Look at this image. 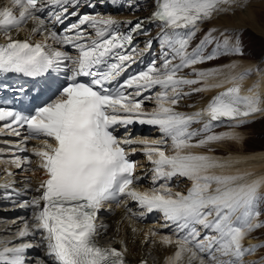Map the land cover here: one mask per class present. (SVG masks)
<instances>
[{
	"label": "snow or ice",
	"instance_id": "snow-or-ice-1",
	"mask_svg": "<svg viewBox=\"0 0 264 264\" xmlns=\"http://www.w3.org/2000/svg\"><path fill=\"white\" fill-rule=\"evenodd\" d=\"M82 6L96 5L92 0L83 4L82 0H0V76L53 74L57 81L63 78V83H54V98L38 100L39 86L0 80V92L11 88L15 102L31 106L24 114L0 104V132L23 134V140L9 145L15 157L12 163L17 168L31 163L30 157L22 159L12 149L29 151L28 142L38 140L30 153L39 158L34 171L44 174L35 189L25 185V191L36 194L21 207H31L34 213L31 227L25 222L18 232L21 240L39 233L40 242L0 249V264H29L25 253L34 247L45 248L47 264H128L126 247L97 242L101 230H107L106 224L97 223L98 214L112 201L133 218L153 212L163 216L164 227L174 232L161 236L159 243L176 249L166 264H261L264 257L246 260L245 256L264 248V233L257 244L246 246L243 241L264 228L257 208L264 199L259 194L264 177L249 179L251 173L227 172L239 161L209 154L214 151L212 145L240 139L235 133H215L213 128L252 122L249 117L264 112L261 96L241 95L240 86L233 83L198 111L177 110L185 97L220 88L221 82L208 81L220 77L225 68L235 67L234 63L198 65L221 56L243 55L240 37H233L227 28L208 27L192 45L202 26L245 8L246 3L151 0L148 16L135 22L101 13L81 14L77 10ZM102 6L139 10L141 0H104ZM72 17L77 19L68 23ZM146 24H155L158 31L141 48L134 41L138 34H147ZM121 25L126 27L121 29ZM21 31L27 32L23 39ZM154 42L159 44L158 56L141 70L129 72ZM249 71L226 79H242ZM146 101L154 106L146 108ZM135 123L157 128L159 138L133 140L127 132L122 138L117 135V128ZM134 144L142 146L152 166L153 187L144 191L135 186L139 179L134 174L136 164L126 151ZM176 177L191 182L186 192L172 191L169 182ZM0 187L5 189L4 198L13 202L20 194L11 183ZM122 199L134 202L139 211L120 204ZM157 235V230L150 229L145 242ZM38 264L46 260L40 258Z\"/></svg>",
	"mask_w": 264,
	"mask_h": 264
},
{
	"label": "bare ground",
	"instance_id": "bare-ground-1",
	"mask_svg": "<svg viewBox=\"0 0 264 264\" xmlns=\"http://www.w3.org/2000/svg\"><path fill=\"white\" fill-rule=\"evenodd\" d=\"M142 1V0H141ZM150 4L147 6L148 8L151 7V0ZM243 3H246V7L236 8L234 13L223 14L218 18H214L212 21L208 22L211 27L219 28L224 30L226 26H244L246 23H252L257 21L258 15H260L261 11H264V0H242ZM116 7L106 6V9L103 7L101 8V14H104L106 11H110L112 14H116L117 11ZM111 15V14H105ZM262 15V14H261ZM116 19L122 18L120 16L112 15ZM124 17H129L128 15H124ZM255 25V24H254ZM258 32L264 34V30L260 27H253ZM156 33L150 34L144 41L146 43L148 40L152 39L156 36ZM152 47V46H151ZM151 58V53H146L142 59L138 60L140 62L139 65L135 70H133V65L131 70L137 71L141 69L142 65ZM235 64V67L232 68H225L223 74L218 77L217 79L210 80L208 83H216L221 82L222 86L220 88H212L208 91L203 93H197L192 96L194 107L199 108L202 104L208 100V98L214 93V91L218 89H222L227 87L228 85H232L233 83L238 84L240 86V94L241 95H253L258 93L262 98L261 107H264V63L261 64L260 72H257L259 76H255L253 81H248V76H244L242 79L231 80L226 79V77L231 76H238L239 74L245 72L246 70H251L254 68V63L250 60L246 59H231L225 63H219L212 65L210 67H220V65H228V64ZM207 67V68H210ZM251 68V69H250ZM249 73V72H248ZM248 75V74H247ZM178 111H182L183 108L181 105L177 108ZM264 112L257 113L258 115H262ZM255 116V115H254ZM239 129V128H238ZM237 127H229L223 128L220 132L215 131V133H235L237 134L240 139L236 140L237 143H243V135L242 133L236 131L238 130ZM216 146V147H215ZM215 153L214 156L220 157L223 159H232L239 161L236 163L232 168L226 169L225 171L230 173H251L252 175L249 179H258L264 177V149L256 150L252 152H242L238 150H231L226 149V153L216 152L215 149L218 150H225L218 145H212ZM193 151L199 152L202 151L200 149H193ZM211 152V153H213ZM221 152V151H220ZM213 155V154H210ZM1 167V166H0ZM12 166H5L0 168V185H5L7 183H15L17 180L12 177V175H8L7 173L12 174ZM13 171L16 170L13 168ZM22 186L27 185V182H22ZM264 191V184H262L259 188V192ZM255 222V220H253ZM107 230L105 231L106 235H109L110 240L116 243H120L123 241L127 247V256L129 259L133 261L140 260L146 256L154 255V259L158 264H166L167 257L171 256L175 252V247H166L159 243V241H155L149 239L145 242V234L148 233L147 230L143 229L140 225H138L135 221L131 219H124L120 221V219L115 218L112 220H108L106 222ZM135 229V231H133ZM141 231H144L145 234H141ZM257 241V240H256ZM255 240L249 239V242L245 243L246 246L257 244ZM259 243V242H258ZM246 259V258H245ZM247 260V259H246Z\"/></svg>",
	"mask_w": 264,
	"mask_h": 264
},
{
	"label": "rangeland",
	"instance_id": "rangeland-1",
	"mask_svg": "<svg viewBox=\"0 0 264 264\" xmlns=\"http://www.w3.org/2000/svg\"><path fill=\"white\" fill-rule=\"evenodd\" d=\"M262 14V15H261ZM255 24V25H254ZM253 27H260L264 30V11L260 12V15H258L257 21H254L252 23H246V25L242 26V28L239 31H234L231 35L233 37H236L237 35L240 37V40L242 42V48H243V57H246L248 59L254 60L258 63L257 68H261V64L264 63V35L261 33H258L257 31L251 29ZM203 34H200L199 38H201ZM236 55H232V57H235ZM224 58H228L229 56H222ZM223 66V65H220ZM251 69V68H250ZM253 69V68H252ZM261 70H256L253 75H246L248 76L249 79L248 81H253L255 76H259L258 74L256 75L257 72H260ZM252 122L241 126L240 128L242 129L236 130L243 135L244 143L241 145L242 148L245 149H255V148H262L264 147V119L262 120H251ZM245 136V138H244ZM236 141V140H235ZM232 146H235L238 149L237 143L234 141H229ZM223 149H233L231 146H225L221 145L219 146ZM262 197H264V193L260 194ZM257 207L260 211V219L264 221V199H261ZM264 233V228H260L256 234L255 238H261V234ZM143 234H145L143 232ZM142 234V235H143ZM255 240V239H254ZM256 241V240H255ZM258 243V241H256ZM261 255H264V248H260V253Z\"/></svg>",
	"mask_w": 264,
	"mask_h": 264
}]
</instances>
